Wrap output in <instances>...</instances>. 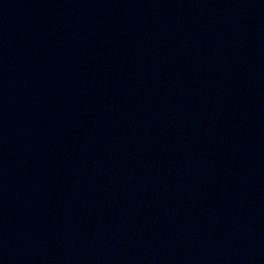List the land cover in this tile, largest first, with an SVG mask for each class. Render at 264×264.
Masks as SVG:
<instances>
[{
  "label": "water",
  "instance_id": "water-1",
  "mask_svg": "<svg viewBox=\"0 0 264 264\" xmlns=\"http://www.w3.org/2000/svg\"><path fill=\"white\" fill-rule=\"evenodd\" d=\"M0 264H264V0H0Z\"/></svg>",
  "mask_w": 264,
  "mask_h": 264
}]
</instances>
